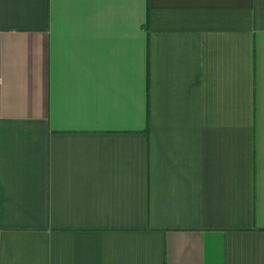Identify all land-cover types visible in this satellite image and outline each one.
I'll return each instance as SVG.
<instances>
[{
	"label": "crops",
	"instance_id": "1",
	"mask_svg": "<svg viewBox=\"0 0 264 264\" xmlns=\"http://www.w3.org/2000/svg\"><path fill=\"white\" fill-rule=\"evenodd\" d=\"M0 264H264V0H0Z\"/></svg>",
	"mask_w": 264,
	"mask_h": 264
}]
</instances>
